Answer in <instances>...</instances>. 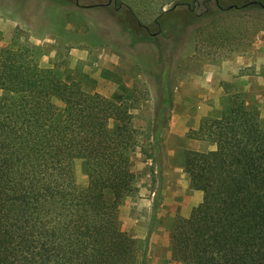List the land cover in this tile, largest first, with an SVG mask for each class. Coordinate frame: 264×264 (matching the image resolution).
I'll use <instances>...</instances> for the list:
<instances>
[{
	"label": "trees",
	"instance_id": "trees-1",
	"mask_svg": "<svg viewBox=\"0 0 264 264\" xmlns=\"http://www.w3.org/2000/svg\"><path fill=\"white\" fill-rule=\"evenodd\" d=\"M109 4L128 12L138 32L156 27L167 38L163 20L179 8L188 24L229 8L264 9V0H175L143 24L121 0L98 6ZM0 90V264H147L146 248L119 220L136 191L130 163L140 142L131 107L14 55L0 59ZM199 136L216 148L185 153L190 187L203 199L170 229L181 263L264 264V119L233 97L223 117L203 119ZM74 160L88 177L84 189Z\"/></svg>",
	"mask_w": 264,
	"mask_h": 264
},
{
	"label": "rangeland",
	"instance_id": "rangeland-1",
	"mask_svg": "<svg viewBox=\"0 0 264 264\" xmlns=\"http://www.w3.org/2000/svg\"><path fill=\"white\" fill-rule=\"evenodd\" d=\"M18 1L0 0V5L3 4L5 7L11 5L7 13H0V59L3 55H14L22 63L31 62L41 68L53 69L66 82H77L88 94H99L117 104L129 105L132 123L138 131L140 142L131 156V161L133 156L141 152L151 166L154 163L153 167L158 166L164 171V151L169 145L167 139L160 136L158 138L159 157L156 159L151 156L155 154L153 148H149V145L154 144L152 135L155 127L151 123L152 117L155 121L157 113L163 107L164 97L167 99V108L175 106V100L178 101L181 97L190 100V95L187 93L190 88L187 84L190 81L185 82V87H180L184 79L176 76V70L173 69L180 63L173 62V59L169 64L168 76L163 78L166 61L163 52L164 42L159 35L154 39L151 38L155 35L154 31L157 28H152L151 35L138 32L129 22V13L115 11L112 4L106 6V10H104L105 6H101L103 9L100 10L89 12L84 10V8L100 7L98 3H110L111 0H37L36 2H42L36 13L34 11L37 7L33 6L35 0H31L33 5L26 8L19 7ZM93 4L97 5L90 6ZM259 18L260 22H264V14ZM188 19L185 9L179 8L176 13L166 16L163 21L166 23V29L172 23L171 26L175 31L181 32L200 20L188 24ZM256 41L264 47V30ZM148 43H154L158 51L155 63L147 56L150 51L146 45ZM227 48L224 45L216 47L218 58L222 57ZM253 48L257 49L256 46ZM233 49L236 53L247 50L252 52L251 45L250 47L235 46ZM177 50L179 47L176 40L172 47L174 56L177 55ZM245 57L243 55L241 62L235 63L238 67L234 76L227 77L221 86L225 90L224 95H218L222 107L212 111L210 116L202 117L200 123L198 125L196 123V128L191 118L186 120L190 129L186 133V141L182 143L185 148L178 151L183 169L186 151L207 153L215 150L216 146L213 143L200 139L201 123L203 119L223 117L229 110L233 97L243 99L248 108L258 112L264 119V57H260L261 60L249 59V61H245ZM142 66L145 67L146 75L136 74ZM138 67L140 68L137 70ZM2 94L0 90V96ZM176 105L178 113H195L190 109L183 111L178 104ZM172 112L170 110V114ZM169 142L172 143V141ZM176 160H178L177 157ZM72 168L76 185L80 189L86 188L88 177L82 162L74 160ZM131 172L133 173L132 169ZM184 173L187 177L185 169ZM133 175L135 176L134 173ZM165 186L164 181L162 188ZM135 188L136 191L129 196L137 192L136 176ZM162 188L157 191L158 197L153 202V210L146 223L148 230L146 237L135 239L147 250V264H182L170 237V229L178 218H188L196 206L187 216H183L181 212H186L183 209L185 200L178 197L175 204H164L163 200L160 202ZM167 193L169 202H172V192L167 190Z\"/></svg>",
	"mask_w": 264,
	"mask_h": 264
},
{
	"label": "crops",
	"instance_id": "crops-1",
	"mask_svg": "<svg viewBox=\"0 0 264 264\" xmlns=\"http://www.w3.org/2000/svg\"><path fill=\"white\" fill-rule=\"evenodd\" d=\"M36 1H34V5L31 4L33 2L31 0H19L17 4L21 8L33 5L37 7L34 11L36 13L42 2ZM121 1L130 7L143 24H151L158 18V14L161 11L169 10L175 0ZM10 6L0 5V13H7L6 11ZM101 8L103 9V7H90L84 8V10L89 12L90 10H100ZM104 10H106V7H104ZM115 11L120 12L116 9ZM262 14H264V9L257 6L220 10L212 15L200 18L198 22L191 24L181 32L175 31L171 23L167 28L170 30L168 38L161 37L165 48L163 49L164 56H166L163 78L168 76L169 64L172 59L173 62L180 63L173 70H176L178 78L184 79V83L180 84L181 88L185 87L186 81H190L187 84L190 87L187 92L190 95V100L183 97L178 101L175 100V106L167 108L165 119L158 122L159 124L164 123L163 128L159 129L158 132L156 128L158 119L156 117L154 121V117H152L151 123L155 127L152 135L154 144L153 146L149 145V148H153L155 154L151 156L156 159L159 157L158 138L160 136L163 139H167V144L169 145L164 151V171L158 166L157 168L153 167L154 163L151 166L147 159H144L141 152H138L132 158L131 169L136 176L137 192L125 199L120 208L119 219L123 230L134 238L143 239L146 237L148 231L146 223L149 221V215H151L153 210V202L158 197L157 191L162 188L164 181L166 186L162 188L160 202L163 200L164 204H175L178 197L182 198L185 200V208L183 209L186 211L185 213L181 212L183 216H187L193 207L202 202V193L190 188L178 155V151L185 148L182 143L186 141V133L190 129L186 120L191 118L195 125L194 128H196V123L198 125L202 117L210 116L212 111L222 107L220 106L222 103L219 101L218 95H224L225 90L221 86H223V82H225L227 77L234 76L238 67L235 63L241 62L243 55L246 56L244 58L245 61H249V59L261 60L262 58L260 57H264V47L260 46L259 42L256 41L259 40L264 30V22H260L259 18ZM151 38H156V35H152ZM176 40L179 50H177V55L174 56L172 47ZM146 45L150 49L147 56L155 63L154 60L157 58L158 51L155 49L154 43ZM222 45L228 48L225 49L222 57L218 58L216 47ZM243 45L249 47L251 45L252 52L250 50L239 53L234 52L233 48L235 46ZM255 46L257 49L253 48ZM254 53H256V56H254ZM135 63L137 62L135 61ZM144 70L145 67L142 66L136 74L142 73L146 75ZM162 82L164 86V79ZM176 104L183 111L190 109L194 110L195 113H178ZM170 110L173 111L171 114ZM147 123L148 121L146 120ZM169 141H172V143ZM150 152L152 153V150ZM176 157L178 160H176ZM167 190L172 192V202H169Z\"/></svg>",
	"mask_w": 264,
	"mask_h": 264
}]
</instances>
